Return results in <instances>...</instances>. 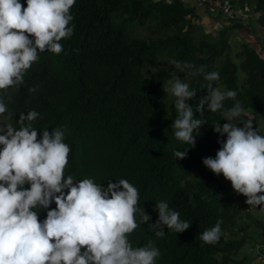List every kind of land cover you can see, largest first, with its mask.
I'll return each instance as SVG.
<instances>
[{
  "label": "trees",
  "instance_id": "1",
  "mask_svg": "<svg viewBox=\"0 0 264 264\" xmlns=\"http://www.w3.org/2000/svg\"><path fill=\"white\" fill-rule=\"evenodd\" d=\"M20 3L27 7V0ZM236 7L246 10L250 18L258 12L255 23L245 25L237 15L242 11L236 12ZM214 10L216 21L226 12V22L215 34L193 24V18L198 17L196 5L184 0H76L70 10L73 34L60 41L63 51L59 55L38 52L23 84L0 90V101L7 107L0 115V126L11 124L19 129L20 114L35 110L39 116L32 127L38 131V139L45 129L64 132V142L71 149L65 177L72 175L77 182L92 179L105 189L109 181L127 179L137 188V208L150 220L143 223L138 211V227L128 240L134 248L151 241L161 253L155 264H250L245 254L240 259L234 257L248 239L257 241L255 253L264 256V220L246 212L250 207L247 197L210 169L195 172L204 159L215 158L227 139L213 126L228 122L221 115L223 110L211 113L205 106L203 116L196 111L208 95L206 74L218 72L220 78L211 82L213 87L237 92L235 100L224 101L225 109L237 101L245 109L233 123L250 119L253 128L264 135V125L258 126V117L264 113V53L260 55L242 41L240 50L235 51L236 61L228 39L229 32L244 26L250 32L262 30L255 36L260 41L264 0H220ZM149 20L159 36L146 38L133 32ZM194 30H200L199 36ZM160 53L171 61L204 69L189 83L190 90L197 92L187 101L193 107V118L206 122L193 133L195 145L176 139L171 127L177 118L175 109H159L162 86L178 71L171 64L153 69L151 63ZM174 150H189L187 158L177 159ZM159 201L168 202L181 221L191 224L189 229L176 233L162 225L165 233L157 237L160 229L150 225L159 220ZM55 207L53 201L49 209L38 210L41 222ZM218 220L222 221L220 240L204 244L200 235Z\"/></svg>",
  "mask_w": 264,
  "mask_h": 264
},
{
  "label": "clouds",
  "instance_id": "2",
  "mask_svg": "<svg viewBox=\"0 0 264 264\" xmlns=\"http://www.w3.org/2000/svg\"><path fill=\"white\" fill-rule=\"evenodd\" d=\"M75 2L27 0L24 7L20 0H0V90L23 84L25 74L38 60V52L59 55L63 51L60 41L74 30L69 24ZM170 64L187 73L186 79L204 71L187 62L173 60ZM204 78L209 81L208 95L196 111L203 116L205 106L211 113L223 110L221 115L228 122L213 125L215 132L226 134L227 139L215 158L208 157L203 163L230 181L235 192L247 197L250 208L264 205V135L253 128L250 119L233 123L245 109L239 101L225 109L224 101L235 100L237 92L213 87L211 82L220 78L218 72ZM186 79L176 75L163 87L175 98L177 118L171 127L176 139L195 145L193 133L206 122L193 118V107L187 101L197 92L190 90ZM6 111L0 101V115ZM38 116L35 110L21 113L19 129L11 124L0 126V264H155L161 253L151 241L134 248L128 240L138 227V211L143 223L150 220L137 208V188L127 179L109 181L105 189L92 179L77 182L72 175L65 177L71 149L64 142V132L45 129L38 139V131L32 127ZM188 151L174 150L173 155L183 160ZM53 201L56 207L48 210L41 222L38 210L49 209ZM156 209L159 220L150 227L160 229L157 237L165 233L162 225L176 233L189 229L191 224L181 221L168 202H157ZM221 224L218 220L200 235L204 244L214 245L220 240Z\"/></svg>",
  "mask_w": 264,
  "mask_h": 264
},
{
  "label": "rangeland",
  "instance_id": "3",
  "mask_svg": "<svg viewBox=\"0 0 264 264\" xmlns=\"http://www.w3.org/2000/svg\"><path fill=\"white\" fill-rule=\"evenodd\" d=\"M184 1L189 5H191V4L196 5L198 17L193 18V22H194L193 24L197 25V27H199V28H202L204 32H212L215 34L216 31L223 25V23L226 22V20H225V18H226L225 13L226 12H223L222 18L218 19L217 22L213 18V13H216V12H215V10L212 11V9H213V7L216 8L218 6L220 0H184ZM223 1L225 2L227 0H223ZM206 7H208L210 9V11H208L206 9ZM245 8H246V6L244 7V9ZM235 11L236 12L242 11L237 15L240 16L241 19H243V21L245 22V25L248 24V21L255 23L254 18H256V16L258 15V12H253L252 13L253 16H251L252 18H250L248 16L246 10H242L239 7H236ZM152 22H153V20L147 21L146 24L134 28L133 32L138 36H143L146 38H148L149 36H153V37L159 36L160 33H158L157 30H154L153 28H151ZM247 28L248 27L239 26V27L234 28V30H236V31L233 30L232 32L228 33L229 34L228 39L230 42V54H231V57L236 61H239V58L236 57L235 51L240 50V48L242 46L241 45L242 41L248 43L250 46L255 47V49L259 52L260 55H263V53H264V46L263 47L260 46V43L264 45L263 33L261 35L260 41L256 40V38H255V36L257 34H260L262 32V30L257 29L258 30L257 33L251 32V35H249L250 31H248L249 28L248 29ZM128 32L131 33L130 30H128ZM199 33H200V30H194L195 36H199ZM160 54L161 55H159V57H157V59H155L151 63V67L153 69H165L170 65L171 59L169 57H167L166 55H163L164 53H160ZM240 74H242V73L240 72ZM176 75L181 80H184L187 77V73L176 71V73L173 75V77L171 79H174V77ZM191 81H192V77H188L185 82L190 83ZM164 85H167V83ZM218 88H220L221 91L224 90V86H219ZM162 93H163V101L159 105V109L160 110L175 109V105L173 103L175 98L172 97L171 95H168L164 91L163 86H162ZM263 125H264V113H261L258 117V126H263ZM208 170H209V168H207L205 166V164L201 167L195 168V172L206 173ZM218 176L220 178L224 179L225 181H227L229 184H231V182L226 180L222 174H220ZM250 207L245 209L246 212H248L252 217H259V218L264 220V211L261 210V207H264V205H260L254 209H252ZM255 242H257V241H255ZM255 242L253 239H250V240L248 239L246 244L239 251L234 253L235 254L234 257L236 259H240L242 257V255L245 254V256H247V258L249 259L250 264H259L261 261L263 262L264 256L262 254H259L258 252L255 253V250L253 247Z\"/></svg>",
  "mask_w": 264,
  "mask_h": 264
},
{
  "label": "built area",
  "instance_id": "4",
  "mask_svg": "<svg viewBox=\"0 0 264 264\" xmlns=\"http://www.w3.org/2000/svg\"><path fill=\"white\" fill-rule=\"evenodd\" d=\"M229 10V7L228 8H225V11H228ZM258 247V246H257ZM263 264H264V261H263Z\"/></svg>",
  "mask_w": 264,
  "mask_h": 264
},
{
  "label": "crops",
  "instance_id": "5",
  "mask_svg": "<svg viewBox=\"0 0 264 264\" xmlns=\"http://www.w3.org/2000/svg\"><path fill=\"white\" fill-rule=\"evenodd\" d=\"M215 20V19H214ZM216 21V20H215ZM217 22V21H216ZM249 31V30H248ZM250 34L249 35H251V32H249Z\"/></svg>",
  "mask_w": 264,
  "mask_h": 264
}]
</instances>
